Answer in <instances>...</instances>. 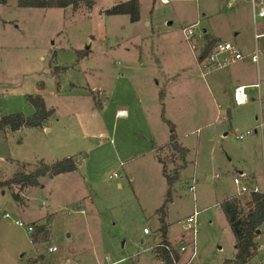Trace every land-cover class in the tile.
<instances>
[{
  "label": "rangeland",
  "instance_id": "obj_1",
  "mask_svg": "<svg viewBox=\"0 0 264 264\" xmlns=\"http://www.w3.org/2000/svg\"><path fill=\"white\" fill-rule=\"evenodd\" d=\"M121 1L93 0L91 7L76 10L19 7L15 0L0 5V116L30 114L27 95L41 96L54 109L47 121L50 133L40 127L0 130V179L39 161L77 159L74 172L45 175L38 185L23 189L0 188V264H71L70 259L77 264H161L151 247L158 242L156 210L168 188L157 153L165 157L169 150L156 152L169 139L167 117L187 148L164 212L177 264L188 260L192 248L195 255L188 264L232 259L234 237L219 203L238 194L243 184L264 193V127H257L261 115L264 122V102L249 97L236 104L232 89L215 95L195 76L207 71L197 60L207 39L235 41L245 56L254 52L253 32L264 31V19L253 23L248 1L227 8L226 0H138L137 21L104 12ZM191 24L194 49L182 33ZM258 42L264 46V38ZM85 48L88 54L78 59L77 51ZM260 50L258 60L264 57ZM139 61L142 65L135 66ZM121 74L141 97L152 142L131 129L133 124L121 128V117H114L115 108L133 102L122 87L114 90L117 104L109 102L107 113L95 105L94 96H109ZM245 74L255 78L256 70ZM256 79L263 99L264 74L260 71ZM161 82L173 85L171 97L164 96ZM250 90L256 88H246L247 95ZM246 130L251 131L244 138L236 137ZM119 131L132 137L120 142ZM173 167L168 163V172ZM13 191L22 203L13 199ZM193 212L195 233L188 221ZM47 220V239L33 244L27 226ZM143 227L150 233L144 234ZM255 241L257 251L246 264H264V227ZM52 245L56 250L49 252Z\"/></svg>",
  "mask_w": 264,
  "mask_h": 264
},
{
  "label": "trees",
  "instance_id": "obj_2",
  "mask_svg": "<svg viewBox=\"0 0 264 264\" xmlns=\"http://www.w3.org/2000/svg\"><path fill=\"white\" fill-rule=\"evenodd\" d=\"M8 0H0V5L5 4ZM19 7H67L70 6L73 10L80 7H91L93 0H15ZM107 14H126L130 21H137L139 19V5L138 0H125L118 2L111 7L105 9ZM215 41L207 39L204 49L200 53L198 59L207 54ZM89 52L88 48L77 51L78 59ZM67 66L60 67L61 71L67 69ZM57 68L54 67V71ZM26 100L33 108L32 113L24 115L17 111L0 116V130L1 131H18L23 127H41L42 123L51 117L54 113L53 108H48L45 105L43 98L39 95H27ZM166 122L170 125L171 130L169 139L165 146L158 147V149L166 148L169 150L167 156H160L157 153V161L161 164L162 174L167 183L166 197L163 203L157 208L159 215L158 244L153 246L152 250L159 258L161 264H175L178 260V254L174 248L167 250L170 242L167 239V224L164 221V212L167 202L170 200V189L173 182L177 179L179 170L183 167L185 162V155L187 148L182 146L178 141V137L174 132L172 123ZM179 161V162H177ZM168 163H174L173 171L170 173L167 169ZM77 169V159L73 156L63 157L52 163L39 161L32 169L28 171L16 172L12 177L7 179H0V188L16 187L23 189L24 187L38 185L39 177L55 176L61 173L74 171ZM12 197L18 202H23V198L18 192L13 191ZM225 220L233 234L235 243V255L230 260H225L223 264H246L247 261L257 251V244L255 237L258 235L257 230H261L264 225V193L261 191H246L238 193L231 197L223 199L219 204ZM32 230L29 231V237L33 244L45 241L48 235L46 224H31Z\"/></svg>",
  "mask_w": 264,
  "mask_h": 264
},
{
  "label": "crops",
  "instance_id": "obj_3",
  "mask_svg": "<svg viewBox=\"0 0 264 264\" xmlns=\"http://www.w3.org/2000/svg\"><path fill=\"white\" fill-rule=\"evenodd\" d=\"M239 1L241 3H243V5H249L248 2H247L248 0H238V2ZM253 39H254V37H253ZM213 40L215 42L222 41V40H218V39H214V38H213ZM223 41H230V40H223ZM230 42H232L233 44H235L238 47V45H237V43L235 41H230ZM254 43H255V41H254ZM258 45H259V42L257 40V46ZM238 49H239V47H238ZM258 49H261L263 51L262 53H264V46H261L260 48L258 47ZM251 54H252V51H248V52H246L245 56L242 55L243 57L241 59L229 64L228 66L214 68V70H212L210 73H209L208 70L204 71V72L199 70L198 73L195 72V76L200 77L202 79L203 83L205 84V86L209 90H210V88L212 90H214L215 91V95H217V94L218 95H222L223 93L228 92L230 89L233 90V88H235L237 86H245V90H246V88L247 89L255 88L253 86V84L256 83V81H257L256 78L259 77V72L261 71L264 74V57L262 58V60H257L256 62H254L250 58ZM260 57H261V55H260ZM198 58L199 57H197V60L199 61ZM141 65H142V62L139 61V62H137V64L135 66H139L140 67ZM251 68L254 71L256 70V77L255 78H253V75L251 77H248L245 74V71L248 72ZM217 70H219V71H217ZM155 80H157V79H155ZM157 84H158V80H157ZM161 84H164V86H165L164 87V96L168 95V97L169 96L171 97V88H173V85H171V86L167 85L166 86L167 83H165V82H161ZM118 87H122V89H124V92L129 93L130 94L129 96L132 97L133 102L128 104V105H125V107H117V108H115L114 117H117V118L121 117L120 118L121 122H122L121 128H123V127H125L127 125L129 126V125L133 124L131 126V129H133V128L135 129L136 128L138 130V132L143 136L144 141H146L149 138V139H151L149 141L152 142L153 141V135L151 134V132L149 130L150 129V125H149L147 117L145 116L146 113L143 112V110L140 107L141 97H140V95H139V93L137 91L133 90L131 84L127 81L126 77L123 74H121V75H119V76H117L115 78L114 83H113V88H112L113 91H111L109 93V96H107L105 93H103V97L102 98H98V94L96 96H94L95 105H97L99 107L101 113H103V114L107 113V110L109 109V102L110 103H115L117 101L116 98H115L114 90L116 88H118ZM256 90H254V91L250 90L248 95L246 93V101L248 100L247 98H249V97L258 98L259 104L261 105L262 101L264 102V98L263 99L261 98L262 97V95H261V83H260L259 90L257 88H256ZM259 98H261V101H260ZM115 104H117V103H115ZM240 104H243V103H240ZM218 105L219 104L217 103V106ZM164 120L165 121L167 120L168 122L171 123V121H170L171 119H169V117H167ZM47 121H48V119H46L42 123V126L40 128L42 130H45L46 132L50 133L52 131V127L48 125ZM110 130L113 131V126H110ZM3 132H8V130L7 131H3ZM114 133L115 134L117 133V125L114 128ZM134 133L135 132H133V135L135 136ZM131 134L132 133H129V132L126 134L125 132L122 133V132L119 131L117 138L121 142V140L127 138L128 135L131 136ZM139 139L141 140L142 138L140 137ZM67 156H71V155H67ZM67 156H65V157H67ZM118 160H119V158H118ZM263 160H264V158L262 159V162H263ZM76 170H74V171H76ZM74 171L61 173V174H58V175H55V176L63 175V174H66V173H71V172H74ZM193 183L194 182H192V184ZM192 184H190L189 187ZM36 224H46L47 229H48V220L45 221V222L36 223ZM263 227H264V225L262 226V228L258 232V234H260L262 232ZM48 232H49V230H48ZM153 234H156L157 237H158V231H154ZM167 239H168V237H167ZM71 260L72 259H70V261Z\"/></svg>",
  "mask_w": 264,
  "mask_h": 264
},
{
  "label": "built area",
  "instance_id": "obj_4",
  "mask_svg": "<svg viewBox=\"0 0 264 264\" xmlns=\"http://www.w3.org/2000/svg\"><path fill=\"white\" fill-rule=\"evenodd\" d=\"M160 1L167 2V0H160ZM237 2H238V0H226L225 7L230 8V7L234 6ZM248 2H249L250 7H251V17H252L253 23H255V20L257 18L258 19H264V0H248ZM194 27H195V24H191L188 27L182 28V33L184 35V39L189 43L191 49L195 48V45L191 42L192 38L195 34ZM253 37H254V41H255V50L251 54L250 58L252 61L256 62L258 60V53H259V49L257 46V40L259 38H264V31L258 32L257 30H254ZM242 57L243 56H242L240 50L232 42H230V41H218V42L214 43L211 50L207 54L203 55L199 59V62L201 63V67L204 70H209L212 68H219V67L226 66L233 61L241 59ZM253 86L259 90L260 81L257 80L256 83L253 84ZM259 99L261 101V98H259ZM232 100L236 104L244 103L246 101L245 86H237V87L233 88ZM257 127H259L260 129H262L264 127L262 115H261L260 120L257 124ZM250 131L251 130H246L240 134H237L236 137L238 139H242L247 134H249ZM262 171L264 173V160L262 162ZM241 175L242 174H239L238 177H241ZM238 177H233V182L237 185L240 184V180ZM189 189L192 190L193 185H191L189 187ZM246 191L257 192L260 190L256 185H254V186H248L247 184L240 185V192L239 193L246 192ZM4 216H7V214H4ZM188 221L192 222L193 231L195 233L197 231V223H198L197 213L193 212L191 215H189ZM15 223L18 225H23L21 221L16 220ZM186 226H187V224H186ZM27 230L28 231L32 230L31 225L27 226ZM142 232L144 234H149L150 230L147 227H143ZM157 244H158V242L154 243L153 245L157 246ZM172 248L173 247L171 245L167 246V250H170ZM184 249L185 248H184L183 244H180L179 250L183 251ZM47 250L49 252H53L56 250V247L54 245L48 246ZM194 255H195V250H194V248H192V251H191V254H190L188 260H186L185 262L180 263V264H188L190 262V260L194 257ZM34 264H38V262H34ZM106 264H109V263H106ZM175 264H177V263H175Z\"/></svg>",
  "mask_w": 264,
  "mask_h": 264
},
{
  "label": "water",
  "instance_id": "obj_5",
  "mask_svg": "<svg viewBox=\"0 0 264 264\" xmlns=\"http://www.w3.org/2000/svg\"><path fill=\"white\" fill-rule=\"evenodd\" d=\"M259 232V230H257V233ZM71 264H76L74 261L71 260Z\"/></svg>",
  "mask_w": 264,
  "mask_h": 264
}]
</instances>
